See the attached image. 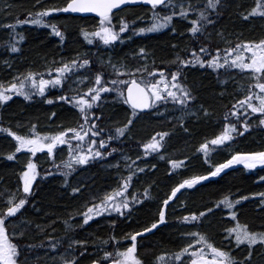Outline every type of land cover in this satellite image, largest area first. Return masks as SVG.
I'll list each match as a JSON object with an SVG mask.
<instances>
[{
	"label": "trees",
	"instance_id": "obj_1",
	"mask_svg": "<svg viewBox=\"0 0 264 264\" xmlns=\"http://www.w3.org/2000/svg\"><path fill=\"white\" fill-rule=\"evenodd\" d=\"M64 2L65 0H41L40 6H63ZM7 5H11V8H6ZM40 6L35 4V0H0L2 10L0 82L7 84L17 73L27 71L45 74L46 68L58 67L62 58L67 61L74 58L77 53L86 54L85 58L94 61L101 59L108 61L111 58L112 63L124 62L128 68L147 64L149 70L153 67H162L175 71L177 66L174 61L177 56L185 57L188 51L197 46V41L200 44H207L214 50L217 47L227 48L237 43L264 39V18L259 15L248 19L242 18L255 6V0H224V7L219 9V16L214 17L215 26L208 28L204 35L197 38L192 37L187 31L191 25L183 23L181 18L176 17L174 19L176 31H172L173 25L163 33L150 35L145 33L133 35L129 31L124 35L130 36V39H124L114 45H103L99 38H95L90 44L83 36V31L94 32L100 24V19L55 13L50 17L49 23H55L61 28L65 33L63 40L46 26L22 24L18 25L15 31L22 34L25 39L18 45L19 52L10 53L4 45L10 39L12 30L4 26L13 23L17 17L24 20L27 12L37 11ZM150 10L151 8L142 5L124 8L116 12L113 23L117 24L122 17L129 22L135 21L136 28L148 27L151 22ZM192 18H195L194 14ZM141 47L148 53L147 61L142 60L138 54ZM4 61H8L11 67ZM100 70V66L94 64L90 71L81 69L79 75L81 77L87 75L91 81L93 73ZM181 70L184 76L181 83H184L196 97L192 102L191 111L199 115H188L180 110L179 105L172 104L167 106V111L160 107L139 114V118L130 126V134L113 142L112 146L118 149L116 153L99 163L78 167L68 178L73 187L84 186L80 194H73L71 188L64 183L63 173L53 169V157L47 155L46 150L37 153L35 157L24 150L17 153L16 160H9L7 156L15 150L16 142L8 133L0 131V192L4 194L0 196V206L10 192L17 193L22 189L21 173L30 159L37 163L40 172V176L33 184L29 203L22 209L23 215L18 214V219L8 224L10 231L16 227L24 232V238L20 243L33 246L25 253L27 264H51L49 257L58 256L56 250L47 251L49 235L58 239L65 238L64 247L67 246L66 236L87 241L88 251L80 259V264H89L94 259H101L104 264L103 252L113 251V248L111 245H101L102 240H109L114 235L120 240L121 250L129 246L130 241L124 237L141 231L154 222L162 201L170 194L172 187L183 178L193 174H205L211 170L203 154L198 151L199 145L205 140L210 141L223 130L224 116L230 112L238 99H242L249 85L255 81L251 79L247 70L217 71L199 65ZM103 71L112 73L111 77L106 78L115 77L111 67L105 66ZM45 78L49 77L45 75ZM121 78L127 79L126 76ZM89 81L77 84L76 77H72L63 87L52 88L44 97L37 96L32 100L16 95L12 100L0 104V123L22 135H30L33 125L36 132L41 134L77 127L81 123L78 109L57 98L64 94L72 95L74 92L86 91L87 87L92 86ZM48 98H52L54 102L47 103ZM106 101L99 106L97 115L101 112L103 115L97 123L106 130H114L127 122L131 117V110L127 104L115 98V93L107 96ZM201 106L207 109L206 115L201 112ZM258 115L251 119L253 127L242 137H237L234 143L229 142L227 146H221L210 154L213 164L224 162L237 151L264 150V126L259 125L256 119ZM181 116L183 123L180 121ZM229 122H235V119ZM158 132L169 133L163 141L164 147L159 153L144 156L142 144L148 142ZM137 156L141 159L136 160ZM161 156L164 158L161 159ZM125 157H130L139 167L145 168L143 173H138L134 177L129 194L140 195L144 188L151 185L150 196L143 198L142 206L135 207L131 218L118 216L115 212L105 213L83 225L79 214L86 210L85 205L91 202L92 197H102L112 191L118 186L119 178L128 174ZM185 157L190 160L185 161L188 165L186 170L171 169L169 159L183 160ZM64 159H67V146H58L55 161L59 164ZM117 163L119 169L115 167ZM152 165L156 167L153 168ZM45 171H52L53 175L44 176ZM260 176H264V169L253 170L242 164L234 165L220 176L197 185L195 189L182 190V195L177 194L178 201L170 202L167 224L137 237L140 258L145 264H153L155 257L161 252L178 251L180 247L190 242L182 237L183 233L195 231L206 234L217 247L231 249L237 259L245 256L247 248L242 245L236 249L234 244H229L224 239L226 235L224 229L233 227L236 222L227 215L228 210L223 206L219 210L214 209L213 214L208 215L199 228L183 227L177 218L185 215L186 211L199 212L211 208L225 195H230L233 199L250 196V199L242 201L237 206L238 220L242 225L247 224L251 230H264V210L258 207L259 198L251 197L252 193L264 192V182L259 180ZM85 188L87 190H84ZM20 221H24L25 224L22 225ZM65 221L68 222L67 225ZM60 252H63V247L60 248ZM252 264H264V248H254Z\"/></svg>",
	"mask_w": 264,
	"mask_h": 264
},
{
	"label": "snow or ice",
	"instance_id": "obj_2",
	"mask_svg": "<svg viewBox=\"0 0 264 264\" xmlns=\"http://www.w3.org/2000/svg\"><path fill=\"white\" fill-rule=\"evenodd\" d=\"M145 3L151 8V23L148 27L136 28L135 21H127L122 17L117 24L113 23V17L116 13L114 9H120L121 6L129 4ZM37 6L41 5V0H35ZM224 7V0H65L63 6H40L37 11L27 12L24 20L15 18L13 23L5 25L11 29L10 39L4 47L10 50V53L20 51L19 44L25 37L16 32L18 25L32 24L46 26L51 32L65 38V33L55 23H49L50 17L55 13H98L100 24L98 28L89 33L83 31V36L88 42L93 43L95 38L103 45H114L116 42L130 39V36L124 34L129 31L133 35H139L145 32L159 31L173 25L172 31H176L174 18L179 17L187 21L191 27L187 31L192 37L197 38L204 35L208 28L214 27L216 18L219 16V9ZM6 8H11L7 5ZM163 9L164 11H160ZM2 11V10H0ZM195 18H192V16ZM256 15L264 18V0H255V6L248 11L242 18L248 19ZM138 19H142L139 18ZM222 35V33H220ZM225 43H230L225 41ZM175 47V46H174ZM138 54L144 61L149 59L145 48H139ZM86 54L77 53V55L65 61L63 58L58 67L46 68L45 74L34 71L26 73H17L12 77L11 82L5 84L0 82V104H4L16 95L23 96L27 100L34 97H44L46 91L51 88L63 87L67 80L76 77L77 84H83L89 81V76L81 77V69L90 71L94 64H98L100 71L93 73V79L89 81L92 86L87 87L86 91L74 92L72 95L64 94L57 99L65 101L69 105H74L78 109L81 123L77 127H68L55 133L41 134L36 132L35 126H32L30 135H22L13 131L11 127H4L0 123V131L8 133L16 142L15 150L8 154L9 160H16L17 153L26 150L31 156L35 157L37 153L45 152L53 157L52 165L55 171H60L64 176V183L71 188L73 194H80L83 185L73 187L69 183V177L78 167L89 166L94 163L106 160L118 151L113 147V142L130 134L131 127L135 119L139 118L146 110H154L163 107L167 111V106L179 105L180 110L188 115H199L191 111L192 102L196 99L192 91L181 81L184 79L182 68L199 65L207 66L210 69L219 71L224 69H238L241 72L247 70L251 79L255 83L249 85L246 94L242 99H238L232 106L228 114L224 116L225 123L223 130L219 132L210 141L205 140L199 145L198 151L203 154L204 160L210 165L211 170L205 174H193L183 178L174 187L170 189V194L162 201L158 210L157 218L148 227L141 231L133 232L124 237L130 241V245L120 249V240L114 235L109 240H102L101 245H111L113 251L105 250L103 252L104 264H145L138 253L137 237L145 233H151L152 230L164 226L168 222V210L170 202L176 203L182 190L195 189L197 185L212 177L220 176L226 169L234 165H244L247 169H255L258 165L264 166V150L252 152L237 151L229 159L222 163H212L211 153L215 152L221 146H227L229 142L234 143L237 137H242L248 132L253 124L251 119L256 115L259 125L264 126V39L259 41H247L243 44H235L227 48L217 47L214 50L207 44H200L187 52L185 57L177 56L176 70L169 71L162 67H153L149 70L147 64L139 67L128 68L124 62L112 63L111 58L108 61H94L91 58H85ZM4 63L11 67L8 61ZM155 63L154 61L152 62ZM111 67L115 73H105L103 68ZM47 75L49 78H45ZM126 76L127 79L121 77ZM115 93V98L121 100L124 104L130 106L131 117L127 122L114 130H106L100 127L98 121L102 119L103 113L97 115L99 106L106 103V97ZM52 98H48L47 103H53ZM201 112L207 114V109L201 106ZM55 115V113H53ZM235 122H229L231 119ZM183 123V116L180 117ZM240 127H237V125ZM169 136L168 132H158L150 140L142 144L144 156L152 153H159L164 147L163 141ZM58 146H67V159L59 164L55 161V154ZM164 157L161 156V159ZM141 157L137 156L136 160ZM125 168L128 174L119 178V184L112 191L105 193L102 197H92L91 202L85 205V211L79 215L82 218V224L87 225L95 217L105 213H117L118 216L131 218L132 212L137 205H143L144 199L150 196L151 185L144 188L140 195H130L129 188L133 186V179L138 173H143L145 168L139 167L136 161L130 157H125ZM189 161L188 157L183 160L169 159L168 163L172 170H186ZM119 169V163L115 165ZM147 167V166H146ZM151 167L155 168V165ZM53 175L52 171H45L44 176ZM23 185L17 193H9L0 206V264H27L26 251L32 249V245L22 244L20 241L24 238L22 229L13 227L9 230L8 224L18 219V214L23 215L22 209L29 203V197L33 192V184L40 176L38 165L34 160L26 163L21 173ZM259 180L264 182V176ZM84 190H87L86 188ZM4 194L0 192V196ZM251 197H258V207L264 210V192L252 193ZM250 199V196H239L236 199L230 195H225L222 199L213 204L211 208H205L199 212H188L177 220L183 227L199 228L208 215L213 214L214 209L219 210L221 206L227 209V215L236 223L233 227L225 228L224 239L229 244H234L236 249L242 245L248 249L247 254L237 259L232 254V250H226L223 247H217L215 243L204 233L200 231L186 232L182 237L187 239L188 243L180 247L175 252H161L155 257L153 264H252L253 250L255 247L264 248V230H251L247 224H240L238 220L237 206L242 201ZM23 225L24 221H20ZM115 224V221L112 222ZM67 225L68 222L65 221ZM39 227V226H37ZM71 226L69 225V228ZM43 231V229H41ZM55 231V229H53ZM67 246L64 247L65 238H56L51 235L47 237V251L56 250L58 256L49 257L51 264H80L88 251V242L77 240L72 236H66ZM115 242V243H113ZM63 247V252L60 248ZM91 264H102L101 259H94Z\"/></svg>",
	"mask_w": 264,
	"mask_h": 264
},
{
	"label": "water",
	"instance_id": "obj_3",
	"mask_svg": "<svg viewBox=\"0 0 264 264\" xmlns=\"http://www.w3.org/2000/svg\"><path fill=\"white\" fill-rule=\"evenodd\" d=\"M141 5H143V6H149V5L145 4V3H135V4H129L127 6H121L120 9H114L113 12L115 13V12H117L119 10H122V9L126 8V7L141 6ZM61 14H63V15H72V16H79V17H97V18H99L98 13H61ZM148 111L149 110H146L143 113H146ZM89 264H91V263H89Z\"/></svg>",
	"mask_w": 264,
	"mask_h": 264
},
{
	"label": "flooded vegetation",
	"instance_id": "obj_4",
	"mask_svg": "<svg viewBox=\"0 0 264 264\" xmlns=\"http://www.w3.org/2000/svg\"><path fill=\"white\" fill-rule=\"evenodd\" d=\"M160 11H164L163 9H160ZM93 18H96V17H93ZM149 18H150V20H151V10H150V15H149ZM176 18V17H175ZM174 18V19H175ZM96 19H98V18H96ZM182 22L183 23H185V24H189V23H187L185 20H182ZM151 23V22H150ZM150 26V25H149ZM170 27H171V25H169V27L168 28H165V29H162V30H159V31H154V32H145V34H153V33H163V32H165V31H167V30H169L170 29ZM51 87L46 91V93L45 94H48V92H50L51 91Z\"/></svg>",
	"mask_w": 264,
	"mask_h": 264
},
{
	"label": "rangeland",
	"instance_id": "obj_5",
	"mask_svg": "<svg viewBox=\"0 0 264 264\" xmlns=\"http://www.w3.org/2000/svg\"><path fill=\"white\" fill-rule=\"evenodd\" d=\"M29 103H31V102H29ZM243 166H244V165H243ZM255 169H256V170H257V169L263 170V169H264V166H260V165H258ZM253 170H254V169H253Z\"/></svg>",
	"mask_w": 264,
	"mask_h": 264
}]
</instances>
